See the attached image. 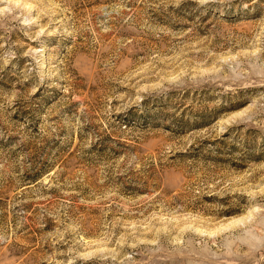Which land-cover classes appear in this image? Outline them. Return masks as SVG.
<instances>
[{
  "label": "rangeland",
  "instance_id": "obj_1",
  "mask_svg": "<svg viewBox=\"0 0 264 264\" xmlns=\"http://www.w3.org/2000/svg\"><path fill=\"white\" fill-rule=\"evenodd\" d=\"M0 264H264V0H0Z\"/></svg>",
  "mask_w": 264,
  "mask_h": 264
}]
</instances>
